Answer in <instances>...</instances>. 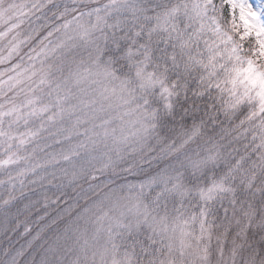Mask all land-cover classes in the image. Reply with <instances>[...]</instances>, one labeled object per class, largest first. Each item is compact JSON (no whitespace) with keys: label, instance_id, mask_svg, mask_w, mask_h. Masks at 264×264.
Wrapping results in <instances>:
<instances>
[{"label":"snow or ice","instance_id":"obj_1","mask_svg":"<svg viewBox=\"0 0 264 264\" xmlns=\"http://www.w3.org/2000/svg\"><path fill=\"white\" fill-rule=\"evenodd\" d=\"M0 264H264V0H0Z\"/></svg>","mask_w":264,"mask_h":264},{"label":"rangeland","instance_id":"obj_2","mask_svg":"<svg viewBox=\"0 0 264 264\" xmlns=\"http://www.w3.org/2000/svg\"><path fill=\"white\" fill-rule=\"evenodd\" d=\"M258 2V0H252L253 4H256Z\"/></svg>","mask_w":264,"mask_h":264}]
</instances>
